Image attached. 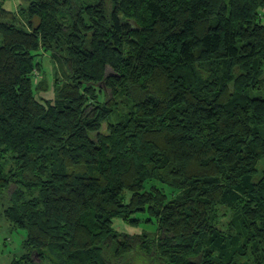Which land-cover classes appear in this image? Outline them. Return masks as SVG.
<instances>
[{
  "label": "trees",
  "instance_id": "obj_1",
  "mask_svg": "<svg viewBox=\"0 0 264 264\" xmlns=\"http://www.w3.org/2000/svg\"><path fill=\"white\" fill-rule=\"evenodd\" d=\"M5 1L11 264H264V0ZM43 52L68 71L51 100Z\"/></svg>",
  "mask_w": 264,
  "mask_h": 264
},
{
  "label": "rangeland",
  "instance_id": "obj_2",
  "mask_svg": "<svg viewBox=\"0 0 264 264\" xmlns=\"http://www.w3.org/2000/svg\"><path fill=\"white\" fill-rule=\"evenodd\" d=\"M100 0H78L79 3H96ZM107 8L110 10L112 8L111 0H105ZM28 0H6L5 3H3L2 8L12 13V15L18 20L22 21L24 18V15L22 13V8H26L28 6ZM11 15V16H12ZM1 19V15H0ZM4 19V18H2ZM4 20H11L4 19ZM41 54V52H40ZM43 55L37 57V62H40L41 65V71L37 72L35 75V83H40L41 81H44V85L46 84V81L48 82V90L47 91H40L36 95L38 98L43 99H53L55 97L54 92V81L56 78H59L61 82H66L69 80L68 78V71L65 69L64 65L55 60L52 61L50 53H42ZM124 105V104H123ZM108 125L107 123L103 126V132L107 133ZM259 170L264 168V160L261 161L259 165ZM4 204L8 205L7 200L4 199V197L1 200L0 203V264H11L13 260L20 256L23 252V242L27 236L26 231L23 230H12L10 224L4 219V217L1 214V210L3 207H1ZM115 226L118 230H127L130 233H139V229H132V228H125L126 226L118 221ZM127 262V263H126ZM125 264H156L154 263L150 258L135 253L130 256L126 257Z\"/></svg>",
  "mask_w": 264,
  "mask_h": 264
}]
</instances>
